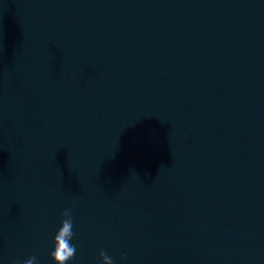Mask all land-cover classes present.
<instances>
[{"label": "clouds", "instance_id": "9594fccd", "mask_svg": "<svg viewBox=\"0 0 264 264\" xmlns=\"http://www.w3.org/2000/svg\"><path fill=\"white\" fill-rule=\"evenodd\" d=\"M61 216L63 218L60 222L59 229L53 237L54 248L50 253V257L54 264H68L77 252V246L71 242L74 236L71 208L64 209ZM99 256L101 264H114L113 258L105 251L101 250ZM120 258L122 261L127 260L126 254H122ZM14 264H20V262L16 261ZM23 264H37V258L31 256L24 260Z\"/></svg>", "mask_w": 264, "mask_h": 264}]
</instances>
